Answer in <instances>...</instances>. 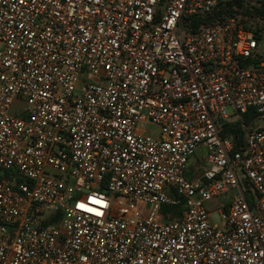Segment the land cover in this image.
<instances>
[{"label":"built area","instance_id":"2783aa9c","mask_svg":"<svg viewBox=\"0 0 264 264\" xmlns=\"http://www.w3.org/2000/svg\"><path fill=\"white\" fill-rule=\"evenodd\" d=\"M232 1L0 0V264H264V20L185 19Z\"/></svg>","mask_w":264,"mask_h":264},{"label":"trees","instance_id":"16d2710c","mask_svg":"<svg viewBox=\"0 0 264 264\" xmlns=\"http://www.w3.org/2000/svg\"><path fill=\"white\" fill-rule=\"evenodd\" d=\"M238 12H242L244 15L251 18L264 20V0H257L253 3H246L244 0H236L220 6L208 15L191 16L185 19L188 22V30L194 32L203 26L212 24L219 19ZM255 116V112L253 110H249L243 116V119L246 123H250ZM221 135L224 137H230L235 141V151L240 150L244 144L245 133L240 122L225 123L222 125ZM161 213L165 217L168 214H171L173 217L178 218L183 214V209L177 206H163Z\"/></svg>","mask_w":264,"mask_h":264},{"label":"rangeland","instance_id":"374dc122","mask_svg":"<svg viewBox=\"0 0 264 264\" xmlns=\"http://www.w3.org/2000/svg\"><path fill=\"white\" fill-rule=\"evenodd\" d=\"M261 45H262V47L264 46V40L261 42ZM88 76L89 75H87L84 80H86L88 78ZM25 108H26V105L24 103H22L20 101H16L14 103L13 110L11 113L15 114V112L23 110ZM227 112L229 114H233L234 111L231 107H227ZM250 128H251V130H257L260 128H264V117L257 118L251 124ZM139 129L145 130L146 132L153 134V135H156V136L158 135V128L155 126H152V125L141 123V124H139ZM202 155H203L202 151L198 150L196 152V155H195L193 160H195V161H197V163H199ZM194 166H195V164L193 163L192 167H194ZM237 177H238L239 181L241 182L243 188H245L244 179L242 178V173L240 170H237ZM232 196H233V193H229L225 196L220 197L218 199V201L215 203H207L206 204L207 209L212 212V221L215 224L220 223V211L222 210L223 205L229 204L231 202Z\"/></svg>","mask_w":264,"mask_h":264}]
</instances>
